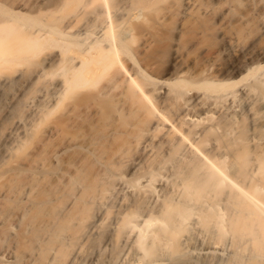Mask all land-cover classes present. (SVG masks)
Returning <instances> with one entry per match:
<instances>
[{
    "label": "bare ground",
    "instance_id": "1",
    "mask_svg": "<svg viewBox=\"0 0 264 264\" xmlns=\"http://www.w3.org/2000/svg\"><path fill=\"white\" fill-rule=\"evenodd\" d=\"M0 109V264H264V0H0Z\"/></svg>",
    "mask_w": 264,
    "mask_h": 264
},
{
    "label": "rangeland",
    "instance_id": "2",
    "mask_svg": "<svg viewBox=\"0 0 264 264\" xmlns=\"http://www.w3.org/2000/svg\"><path fill=\"white\" fill-rule=\"evenodd\" d=\"M161 12H162V11H161ZM177 18H178V17H177ZM177 18H176V16L174 15V16H172L169 20H167V21L169 22V23L167 22V26H169V27L166 26L167 28H165L164 31H167V32L169 33V35H171V36H172L173 34H175V29H174V28H175V26H176L175 23H177L176 21H178ZM211 18H212L213 20H215L214 17H213V16H210V15H209V17H208V16H207V17L205 16L204 18H203V17H202V18H199V19H197V21H196L195 19H192V21H194V22L196 21V25L193 26V24H192L193 28L190 27V28H191V31L189 30L190 33L188 32V33L185 35V37H186L187 35H188V36H187L186 38L184 37L185 40H183V42H184L183 44H184V45H185V44L188 45V44L190 43L189 41H192V38H193V37L195 38V35H194V34H195L197 28H202V26H203V27H205V28H210V30H209L210 32H209V33L212 34V35L210 34V35H211L210 37H211V40H212V41H210V48L212 49V51H213L214 49H216V47H217V45H218V41H217V40L214 41V39H215V38H214L215 34H214V36H213L214 31L211 29V27H212L213 25H215V24H213V22H215V21H213ZM192 21H191V23H194V22H192ZM168 24H169V25H168ZM194 24H195V23H194ZM199 24H200V25H199ZM198 26H200V27H198ZM213 27H214V26H213ZM195 28H196V30H195ZM211 31H213V32H211ZM193 33H194V34H193ZM189 34H190V35H189ZM189 36H190V37H189ZM194 38H193V39H194ZM212 38H213V39H212ZM170 39H171V38H170V36H169V39L162 40V41H161V44L159 43V44H160V46H159L160 49L157 48V47H158V46H157V47L155 48V50H154L155 52L161 53L160 56H163V57H161V58H162V60L165 61V62H167V61L170 59V51H169V50H170V43H171V42H170ZM190 39H191V40H190ZM213 41H214V42H213ZM137 42H138V40L136 41V43H137ZM188 42H189V43H188ZM216 42H217V43H216ZM136 43L134 44V46H132L133 49H134V50H133V49H132V50L134 51L135 54H137V55L139 54V55H140V53H139L140 50L137 49V48H140V46H138V44H136ZM138 43H140V42H138ZM211 43H212V44H211ZM186 45H185V46H186ZM137 46H138V47H137ZM134 47H135L136 49H135ZM214 47H215V48H214ZM211 49H210V51H211ZM138 50H139V51H138ZM159 50H160L161 52H159ZM137 51H138V52H137ZM155 52L152 53L151 56H153V55H157V54H158V53H155ZM2 115H3V111H2V109H0V117H1ZM78 121H79L78 123L81 124L82 121H81L80 119H78ZM82 123L84 124V121H83Z\"/></svg>",
    "mask_w": 264,
    "mask_h": 264
}]
</instances>
